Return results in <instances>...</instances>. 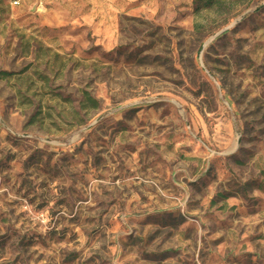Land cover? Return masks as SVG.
<instances>
[{
  "label": "rangeland",
  "instance_id": "obj_1",
  "mask_svg": "<svg viewBox=\"0 0 264 264\" xmlns=\"http://www.w3.org/2000/svg\"><path fill=\"white\" fill-rule=\"evenodd\" d=\"M0 264H264V0H0Z\"/></svg>",
  "mask_w": 264,
  "mask_h": 264
},
{
  "label": "trees",
  "instance_id": "obj_2",
  "mask_svg": "<svg viewBox=\"0 0 264 264\" xmlns=\"http://www.w3.org/2000/svg\"><path fill=\"white\" fill-rule=\"evenodd\" d=\"M84 100L85 102L90 104L93 110H97L99 108V102L96 99L89 96L88 94L85 95Z\"/></svg>",
  "mask_w": 264,
  "mask_h": 264
},
{
  "label": "built area",
  "instance_id": "obj_3",
  "mask_svg": "<svg viewBox=\"0 0 264 264\" xmlns=\"http://www.w3.org/2000/svg\"><path fill=\"white\" fill-rule=\"evenodd\" d=\"M14 5H19V2H18V1H15V2H14Z\"/></svg>",
  "mask_w": 264,
  "mask_h": 264
}]
</instances>
